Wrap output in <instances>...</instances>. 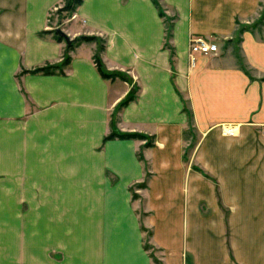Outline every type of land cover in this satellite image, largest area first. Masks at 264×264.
Returning a JSON list of instances; mask_svg holds the SVG:
<instances>
[{
	"label": "crops",
	"instance_id": "0c3cea01",
	"mask_svg": "<svg viewBox=\"0 0 264 264\" xmlns=\"http://www.w3.org/2000/svg\"><path fill=\"white\" fill-rule=\"evenodd\" d=\"M263 2L0 0V264H264Z\"/></svg>",
	"mask_w": 264,
	"mask_h": 264
},
{
	"label": "trees",
	"instance_id": "16d2710c",
	"mask_svg": "<svg viewBox=\"0 0 264 264\" xmlns=\"http://www.w3.org/2000/svg\"><path fill=\"white\" fill-rule=\"evenodd\" d=\"M81 2H82V0H62L61 6L57 9V14H65V15L69 14V13L73 12L76 9V7L78 5H80ZM263 20H264V15L262 16V21ZM48 33H53V36L58 41H62L64 39V37L62 35L56 33L55 30H50V31H48ZM93 41L94 42L97 41V38L95 36H85V35L78 36V37L74 38L71 45L66 47L64 59L60 65H45L42 67L34 68L32 70H24L23 72L24 73H43V74H52V73H56V72L61 73L63 68L65 66H67L69 63V56L67 53L69 50H71L73 48L74 44L80 43V42H93ZM94 63H95V66H96L99 74L104 79H114L115 77L120 76V74H118L117 72L106 71L103 68V65H102L98 55H94ZM131 99H132L131 95L127 96V98L120 104V106L125 105ZM137 137L143 138L144 136L138 135V134L117 133L115 131H112L105 137V139L106 140L107 139H113V138L127 139V138H137ZM148 145H150V144L148 143ZM141 186H144V184ZM144 248H145V250H148L147 246H145V245H144ZM150 256L153 259V261L156 263L152 254H150Z\"/></svg>",
	"mask_w": 264,
	"mask_h": 264
},
{
	"label": "built area",
	"instance_id": "2783aa9c",
	"mask_svg": "<svg viewBox=\"0 0 264 264\" xmlns=\"http://www.w3.org/2000/svg\"><path fill=\"white\" fill-rule=\"evenodd\" d=\"M218 51L216 43L211 40L201 37L194 36L189 41V55L193 60L195 55L214 54ZM220 132L224 136H234L237 133V126L235 124H222L220 126Z\"/></svg>",
	"mask_w": 264,
	"mask_h": 264
},
{
	"label": "rangeland",
	"instance_id": "374dc122",
	"mask_svg": "<svg viewBox=\"0 0 264 264\" xmlns=\"http://www.w3.org/2000/svg\"><path fill=\"white\" fill-rule=\"evenodd\" d=\"M58 8L59 7L53 9L52 12L49 13V26H51L54 30L56 28H59V29H61L64 32L63 29H64L65 25L63 24L62 20H63V18H65V14H57V9ZM263 15H264V2L261 4L260 17L257 18V20H256V24L258 25L257 28H259V29H260L261 25L263 24V21H262V16ZM141 185H143V184H141ZM132 190L134 192L135 189L132 188ZM133 194H135V193H133ZM143 241H144V245L147 246V248H148V252L150 254H152V256H153L154 260L156 261V263L160 264V262H159L160 253H159L158 250L153 249V248L150 247V244H149V232L147 230H144Z\"/></svg>",
	"mask_w": 264,
	"mask_h": 264
},
{
	"label": "water",
	"instance_id": "95a60500",
	"mask_svg": "<svg viewBox=\"0 0 264 264\" xmlns=\"http://www.w3.org/2000/svg\"><path fill=\"white\" fill-rule=\"evenodd\" d=\"M55 31H56V33H58V34H60V35H62V36L64 37V41H65V44H66L67 46H69V45L72 44L74 38H70L69 36H67V35H66L61 29H59V28H56Z\"/></svg>",
	"mask_w": 264,
	"mask_h": 264
}]
</instances>
